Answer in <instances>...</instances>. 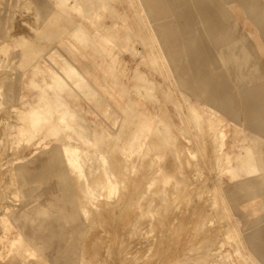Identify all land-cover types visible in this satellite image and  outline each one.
<instances>
[{
    "label": "rangeland",
    "instance_id": "374dc122",
    "mask_svg": "<svg viewBox=\"0 0 264 264\" xmlns=\"http://www.w3.org/2000/svg\"><path fill=\"white\" fill-rule=\"evenodd\" d=\"M30 104L51 115L31 138ZM23 165L45 177L26 194ZM263 170L264 0H0V264H264ZM56 196L82 219L51 210L12 247Z\"/></svg>",
    "mask_w": 264,
    "mask_h": 264
},
{
    "label": "bare ground",
    "instance_id": "6f19581e",
    "mask_svg": "<svg viewBox=\"0 0 264 264\" xmlns=\"http://www.w3.org/2000/svg\"><path fill=\"white\" fill-rule=\"evenodd\" d=\"M94 1V0H93ZM24 5V4H23ZM22 5V6H23ZM36 6V5H35ZM73 6V5H72ZM101 6V5H100ZM136 7V6H135ZM85 9V8H84ZM60 11V10H59ZM38 12V11H37ZM124 17V16H123ZM67 18V17H66ZM41 20V19H40ZM125 20H126V18H125ZM65 21V20H64ZM123 23H125V22H123ZM127 23V22H126ZM34 24V23H33ZM48 25V24H47ZM62 25V24H61ZM128 25V24H127ZM55 26V25H54ZM71 26V25H70ZM141 26V25H140ZM128 27H129V25H128ZM164 27V26H163ZM34 28V27H33ZM39 28V27H38ZM80 28V27H79ZM83 28V27H82ZM125 28H127V27H125ZM165 28V27H164ZM73 29V28H72ZM65 30V29H64ZM80 31V30H79ZM79 31H77L76 33L77 34H79L78 32ZM97 31V30H96ZM95 31V32H96ZM71 32H73V31H71ZM98 32V31H97ZM128 32V31H127ZM80 33H82V32H80ZM64 34V33H63ZM74 34V33H73ZM83 35H84V33H83ZM86 35V34H85ZM84 35V36H85ZM74 36V35H73ZM77 36V35H76ZM80 36V37H79ZM101 36V35H100ZM82 36L79 34L78 35V37L77 38H80V40L82 39L81 38ZM59 38V37H58ZM83 38H85V37H83ZM88 39V38H87ZM109 39V38H108ZM4 40V39H3ZM39 40V39H38ZM79 40V39H78ZM11 42H12V40H11ZM85 42V41H84ZM36 43V42H35ZM42 43H44V42H42ZM49 44V43H48ZM42 45V44H41ZM4 46V45H3ZM9 46V45H8ZM40 46V45H39ZM41 47V46H40ZM2 55V54H1ZM63 61V60H62ZM246 67V66H245ZM15 68V67H14ZM57 73H58V71H57ZM76 71H75V69L73 68V67H66L59 75V77H62V79L64 80V81H70V82H72V83H77L78 85H79V87H78V85L76 84V86L78 87V88H80V84L79 83H82L81 81H83V79H84V77H82V76H77L76 75ZM15 74V73H14ZM54 74V73H53ZM58 75V74H57ZM53 85H55V86H57V83H59V80L56 78V76H55V78L53 77ZM85 80V79H84ZM3 81V80H2ZM1 81V82H2ZM35 81V80H34ZM13 83V82H12ZM34 84V83H33ZM82 84H85L84 82L82 83ZM81 84V85H82ZM60 85V84H59ZM86 85V84H85ZM72 86V85H71ZM73 86H75V84H73ZM88 86V85H87ZM35 87V86H34ZM76 87V88H77ZM83 87V86H82ZM81 87V88H82ZM73 88V87H72ZM74 90V89H73ZM49 92V91H48ZM48 94V93H47ZM58 95V94H57ZM3 96H4V94H3ZM26 96V95H25ZM59 96V95H58ZM5 97V96H4ZM54 97V96H53ZM25 98V97H24ZM22 99V98H21ZM59 99H61V98H59ZM23 100V99H22ZM49 100H50V95H49ZM48 100V101H49ZM50 101H53V100H50ZM55 101H57V100H54V102ZM59 101V100H58ZM61 101V100H60ZM22 103V102H21ZM27 103H29V102H27ZM26 103V104H27ZM31 103V102H30ZM56 103V102H55ZM54 103V104H55ZM40 104H42V102L40 103ZM44 104V105H43ZM42 105L43 106H45V103H43ZM67 104V103H66ZM23 105V104H22ZM57 105H59V103L57 104ZM59 106H61L62 107V103L60 102V105ZM24 107H25V105H24ZM30 110H28V111H31L30 113H28L27 112V110H24V112L26 111L30 116H31V119H32V121H31V119H30V122L28 123V127H29V124H31L32 125V122L34 123V124H36L35 122H37L38 124L40 123V125H42L43 123H41V122H45L46 121V117H44V112H46V113H48L49 111L47 110V111H45V109L43 110V111H41V105L39 106L40 108L38 109V106H36L37 108H35V106H32L31 104H30ZM34 107V108H33ZM49 107V105L46 107V108H48ZM55 107H57L56 105H55ZM68 107V106H67ZM19 108H20V106H19ZM67 109V108H66ZM50 110V109H49ZM71 110H73V109H71ZM23 111V110H22ZM74 111V110H73ZM24 112H23V114H24ZM25 112V113H26ZM66 112V115H67V110L65 111ZM65 112H63V113H65ZM68 113H71V111L69 110V112ZM80 113V112H79ZM17 114V113H16ZM15 114V115H16ZM20 114H22V113H20ZM26 115V114H25ZM24 115V116H25ZM48 116L50 115V113H48L47 114ZM47 115H45V116H47ZM19 116V115H18ZM27 116V115H26ZM51 116V115H50ZM52 116H53V114H52ZM62 116L63 117H65L63 114H62ZM71 116V115H70ZM21 117V116H20ZM29 117V116H28ZM28 117H25V118H28ZM67 117V116H66ZM81 117V116H80ZM22 118V117H21ZM75 118V117H74ZM24 119V118H23ZM51 119H52V117H51ZM70 119V118H69ZM20 121H21V119H19ZM28 120H29V118H28ZM48 120H49V117H48ZM47 120V121H48ZM53 120V119H52ZM64 120H65V118H64ZM66 120H68V119H66ZM78 120H79V118H78ZM78 120H76L77 122H78ZM122 120V119H121ZM27 120L25 119V122H26ZM47 121H46V123H47ZM71 121H72V119H71ZM62 122V121H61ZM67 122V121H66ZM81 122H82V120H81ZM21 123H23V122H21ZM52 123V122H51ZM70 123V122H69ZM71 123H73V122H71ZM68 124V123H67ZM76 124V123H75ZM79 124V123H78ZM21 125V124H20ZM30 125V128H28V129H26V131L29 133V135H30V138L34 135V130H32V128L34 129V128H36V127H33V125L31 126ZM40 125H37V126H39V128H41V126ZM54 126H55V124H54ZM72 126V124L70 125V127ZM76 126H77V124H76ZM32 127V128H31ZM42 127H43V125H42ZM85 127V126H84ZM19 128H22V125L19 127ZM74 128V127H73ZM78 128V127H77ZM76 128V129H77ZM25 129H24V131H25ZM68 130V128L66 127L65 128V130ZM22 130V129H21ZM20 130V131H21ZM50 130H52V132H53V129H50ZM62 130H63V128H62ZM73 131L72 129H69V131ZM79 130H80V127H79ZM83 131H84V129H83ZM21 132H23V130L21 131ZM52 132L50 131V132H47L46 133V135H45V137H44V139L45 138H47V137H50V136H52ZM60 133H61V129H60V131H59ZM80 132V131H79ZM70 134V137H68L69 138V140H70V138L72 137V133H70V132H66V134ZM45 134V133H44ZM68 134V135H69ZM226 134V133H225ZM17 135V134H16ZM60 134H58V136H59ZM62 135V134H61ZM60 135V136H61ZM80 135V134H79ZM64 136V133H63V135H62V137ZM222 136H223V133H222ZM62 137H61V139H60V142H61V140L63 141V139L64 138H66V137H63V139H62ZM105 137V136H104ZM59 139V137H57V140ZM71 139H73V138H71ZM254 140V139H253ZM43 140H41V142H42ZM59 141V140H58ZM77 141V140H76ZM255 141V140H254ZM21 142V141H20ZM65 142V140L63 141V143ZM72 142H74V141H72ZM221 142V141H220ZM261 142V141H260ZM66 143L67 142H65V145H66ZM254 143H256V142H254ZM19 144V143H18ZM17 144V145H18ZM49 143H46V145H48ZM51 144V143H50ZM49 144V145H50ZM68 144H71V142L69 143L68 142ZM260 144V143H259ZM20 145V144H19ZM52 145V144H51ZM71 145H73V144H71ZM254 145V144H253ZM253 145H252V143L250 144V146H248V148H247V151H246V153L245 154H247V155H249V154H254L253 153ZM261 145V144H260ZM63 146V145H62ZM70 146V145H69ZM69 146H65L64 147V150H65V154L64 155H66L67 156V154H68V157L69 158H67V159H69L70 161H68V160H64V163L66 164L67 163V161L68 162H73V163H76L78 160H79V157L81 156L82 157V155H81V153L83 152H80V149L79 148H77V146H73V147H69ZM103 146V145H102ZM148 146V145H147ZM256 146V145H255ZM23 147V146H22ZM257 147V146H256ZM258 147H259V145H258ZM47 148V147H46ZM81 148V147H80ZM85 148H86V146H85ZM88 148V147H87ZM101 148V147H100ZM246 148V145H241L240 146V149L241 150H244ZM23 149V148H22ZM61 149V151H62V148H60ZM94 149H96V148H94ZM220 149V148H219ZM259 149V148H258ZM17 150H18V147H17ZM19 150H20V148H19ZM24 150V149H23ZM99 150V149H98ZM240 150V151H241ZM246 150V149H245ZM36 151H38V150H36ZM239 151V152H240ZM22 152H24V151H22ZM46 152H48V151H43V152H41L40 154H38V155H36L35 157H34V159L32 160L33 162H37V161H43V162H45V158L43 157V155H44V153H46ZM90 152V151H89ZM239 152H236V153H231L230 151H225V155L223 156V158L222 159H224V161H225V158L226 159H228L231 163L232 162H234V161H236V159L239 157ZM243 152V151H242ZM256 152H259V150H256ZM36 153V152H35ZM18 154H20V155H22L21 154V151H20V153H18L17 152V156H18ZM34 154V153H33ZM84 154V153H83ZM87 154V153H86ZM92 154V153H91ZM115 154V153H114ZM223 155V154H222ZM221 155V156H222ZM17 156H16V159H17ZM92 156V155H91ZM94 156H95V154H94ZM121 156V155H120ZM85 157V156H84ZM114 157V156H113ZM22 158H23V156H22ZM83 158V157H82ZM121 158V157H120ZM24 159H25V157H24ZM64 159H66V158H64ZM90 159V158H89ZM113 159V158H112ZM29 160V159H28ZM27 160V161H28ZM51 160V159H50ZM82 160V159H81ZM116 160V159H115ZM120 160V159H119ZM15 161V160H14ZM84 161V160H83ZM90 161H92V160H90ZM107 161V160H106ZM82 162V161H81ZM96 162V161H95ZM112 162V161H111ZM227 162V161H226ZM83 163V162H82ZM88 163V162H87ZM94 163V162H93ZM115 163V162H114ZM223 163V162H222ZM249 163V162H248ZM79 164V163H78ZM113 164V163H112ZM116 164V163H115ZM118 164V163H117ZM69 165H71V163H69ZM226 165V164H225ZM229 165V164H228ZM84 166V165H83ZM82 166V167H83ZM88 166H89V164H88ZM97 166V165H96ZM106 166V165H105ZM114 166H116V165H114ZM237 166V165H236ZM68 167V166H67ZM71 167V166H70ZM79 167H81V165H78V169L80 170V168ZM101 167V166H100ZM108 167V166H107ZM228 167V166H227ZM238 167V166H237ZM20 169L17 171V174L19 175L18 177H19V180H20V185H22V187L24 188V193L26 194V193H28V192H32L34 189H35V187H33L32 186V184L34 183V181L36 180V179H39V177L38 176H44V175H42V174H40V171L42 170V168L43 167H38V166H35V167H32V166H30V165H27V166H24L23 165V167H19ZM72 168V167H71ZM91 168V167H90ZM15 169H17V168H15ZM61 169V168H60ZM64 169V168H63ZM73 169V168H72ZM100 169V168H99ZM231 169H233L234 170V168H233V166L231 167ZM76 170V169H75ZM85 170V169H84ZM83 170V171H84ZM107 170V169H106ZM122 170V169H121ZM119 171V172H122V171ZM222 170H223V167H222ZM45 171V170H44ZM63 171V170H62ZM236 171V170H235ZM262 171V170H261ZM264 171V170H263ZM59 172V171H58ZM60 172H61V170H60ZM59 172V173H60ZM77 172V171H76ZM75 172V173H76ZM101 172V171H100ZM107 172H108V170H107ZM45 173V172H44ZM70 173V172H69ZM69 173H68V175H65V173H63V178H62V180H64V182L66 183V181L68 182L67 184H69V182L70 181H68L69 180V178L71 177V174H70V177H69ZM85 173H86V171H85ZM96 173V172H95ZM232 173H234V172H232ZM248 173V175H249V179L248 180H250L251 182H252V180L253 181H256V178H257V173H258V167L257 166H255V165H253L250 169H249V171L247 172ZM40 174V175H39ZM73 174V173H72ZM88 174V173H87ZM87 174H85V175H87ZM99 174V173H98ZM101 174V173H100ZM111 174V173H110ZM110 174H109V176H110ZM116 174V173H115ZM125 174V173H124ZM102 175H103V172H102ZM101 175V176H102ZM15 176V175H14ZM40 176V177H41ZM78 176V175H77ZM89 176V175H88ZM126 176V175H125ZM233 176V175H232ZM17 177V176H16ZM17 177V178H18ZM38 177V178H37ZM96 177V176H95ZM94 177V178H95ZM104 177H105V175H104ZM103 177V178H104ZM108 177V176H107ZM112 177V176H111ZM235 177V176H234ZM45 178V177H44ZM43 177H41V179L43 180L44 179ZM75 177H74V174H73V179H74ZM89 178H91L90 176H89ZM99 178V177H98ZM110 178V177H109ZM113 178V177H112ZM127 178V177H126ZM41 179L40 180H38V181H41ZM71 179V178H70ZM76 179V180H75ZM74 179V182L75 183H73L72 182V180H71V183H73V185H75V188H79V186L80 187H82L81 186V183H80V185L78 184L79 183V181L77 180V177ZM115 179V178H114ZM118 179H120V178H118ZM122 179H124V178H122ZM246 179V180H247ZM15 180H18V179H14V181ZM62 180H60V181H62ZM80 180V179H79ZM104 180V179H103ZM121 180V179H120ZM14 181H13V183H14ZM37 181V180H36ZM111 181V178H110V180L108 179V182H110ZM245 181V180H244ZM33 182V183H32ZM89 182H90V179H89ZM102 182V181H101ZM113 182H114V180H113ZM112 182V183H113ZM15 183H16V181H15ZM43 183V182H42ZM84 183V188H86L85 186V182H83ZM82 183V184H83ZM88 183V182H87ZM95 183V182H94ZM243 183V186L246 184H244V182H242ZM250 183V182H249ZM35 184V183H34ZM90 184V183H89ZM91 184H93V183H91ZM15 185V184H14ZM19 185V184H18ZM60 185H62L61 184V182H60ZM69 185H71V184H69ZM118 185H119V183H118ZM239 185V184H238ZM248 185V184H247ZM95 186V185H94ZM107 186V185H106ZM246 186V185H245ZM263 186V185H262ZM15 187V186H14ZM73 187V186H72ZM88 187V186H87ZM239 187V186H238ZM17 188V187H16ZM21 188V187H20ZM77 188V189H78ZM91 188V187H90ZM61 189V188H60ZM74 189V188H73ZM240 189V188H239ZM249 189H251V188H249ZM81 190V189H80ZM117 190V188L116 187H114L113 188V186L111 187V191L109 192L110 194L112 193V192H115ZM16 191H18V190H16ZM70 191H71V186H70ZM88 191V190H87ZM77 192H79V191H77ZM247 192V191H246ZM70 193V192H69ZM240 193V192H239ZM64 194V196H65V193H63ZM79 194V193H78ZM63 196V197H64ZM66 196L68 197V195L66 194ZM65 196V197H66ZM74 196H75V194L73 195L72 194V198L70 199L71 201H72V199L74 198ZM77 196V195H76ZM75 196V197H76ZM77 197H79V200L81 199L80 198V196H77ZM69 198V197H68ZM68 198H66V201L68 200ZM258 198V197H257ZM78 199V198H77ZM123 199H124V197H123ZM251 199H253V198H251ZM121 200V199H120ZM71 201H69V202H71ZM65 203L67 204V202H64V200L63 199H61L59 196H56L55 198H54V200L51 202V204L49 205V206H45V205H41V203L40 204H37L35 207H33V209H32V211H30V212H26V211H24V212H22L21 213V215L19 216V217H17L18 216V214H17V218H15L14 220L17 222V224L15 225V226H17L18 228H19V233H18V237L17 236H15L13 239H12V247L14 246V245H16L15 243H16V241L18 240V238L21 236H23V234H26V227L27 226H29V225H32V234H30V236H28V237H31L32 239L33 238H35V235H36V233H35V230H36V228L39 226V224L45 219V218H50V211L51 210H54V209H63V213H64V215L62 216L63 217V219H66V220H68V219H70V218H72V214H73V216L74 215H76L75 217H76V219L77 220H79V219H82L81 218V216L79 215V214H76L75 213V210H74V208H73V210H72V207H71V210L70 209H64L65 208ZM80 203V202H79ZM112 204V203H111ZM82 205V204H81ZM1 206V205H0ZM77 206V205H76ZM75 206V207H76ZM80 206V205H79ZM83 206V205H82ZM107 206V205H106ZM105 206V207H106ZM112 207V206H111ZM80 208H82V207H79V209ZM84 208V207H83ZM82 208V209H83ZM109 208V207H108ZM107 210V209H106ZM78 211V210H77ZM81 211V210H80ZM83 212V211H82ZM4 222V221H3ZM10 222H13V220H11ZM4 224V223H3ZM119 228V227H118ZM121 230L123 231V229L121 228ZM117 231H119V230H117ZM120 234V233H119ZM118 234V235H119ZM121 237V236H120ZM221 243V242H220ZM11 247V248H12ZM241 256V255H240ZM205 258V257H204ZM207 258V257H206ZM208 260V259H207ZM245 260V259H244ZM215 261V260H214ZM248 261V260H247ZM219 263V262H218ZM205 264V263H204Z\"/></svg>",
    "mask_w": 264,
    "mask_h": 264
}]
</instances>
